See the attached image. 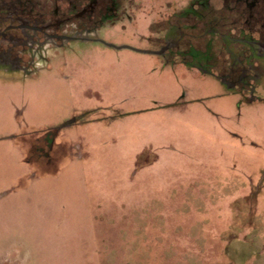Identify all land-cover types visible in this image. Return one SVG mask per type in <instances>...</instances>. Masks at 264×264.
Returning <instances> with one entry per match:
<instances>
[{"label":"rangeland","instance_id":"1","mask_svg":"<svg viewBox=\"0 0 264 264\" xmlns=\"http://www.w3.org/2000/svg\"><path fill=\"white\" fill-rule=\"evenodd\" d=\"M111 1L0 62V264H264V0Z\"/></svg>","mask_w":264,"mask_h":264},{"label":"flooded vegetation","instance_id":"2","mask_svg":"<svg viewBox=\"0 0 264 264\" xmlns=\"http://www.w3.org/2000/svg\"><path fill=\"white\" fill-rule=\"evenodd\" d=\"M54 1L55 5L51 11L42 12L40 0H0V62L13 64L25 61V56L17 51L22 48V45L46 44L50 40L64 38L61 32L67 31V28L73 29L69 23L75 16L99 17L101 21L103 17L115 15L112 3L107 6L104 0H91V3L81 10L77 9L80 0ZM59 2L67 4L64 9L58 4ZM56 17L62 20H56ZM251 19L254 20L255 15H252ZM262 48L264 49V46ZM230 72L231 76L235 73L232 68ZM245 75L246 73H243L237 79ZM231 83H235L233 78L228 84Z\"/></svg>","mask_w":264,"mask_h":264},{"label":"crops","instance_id":"3","mask_svg":"<svg viewBox=\"0 0 264 264\" xmlns=\"http://www.w3.org/2000/svg\"><path fill=\"white\" fill-rule=\"evenodd\" d=\"M216 19V18H215ZM226 50V49H225ZM231 57V55H230ZM232 58V57H231ZM191 75L194 76V77H202V74L201 72L198 70V69H192L191 70ZM203 78V77H202ZM226 81V80H225Z\"/></svg>","mask_w":264,"mask_h":264}]
</instances>
